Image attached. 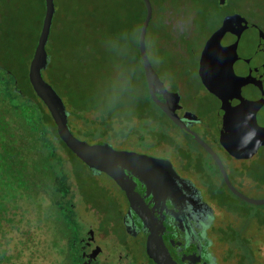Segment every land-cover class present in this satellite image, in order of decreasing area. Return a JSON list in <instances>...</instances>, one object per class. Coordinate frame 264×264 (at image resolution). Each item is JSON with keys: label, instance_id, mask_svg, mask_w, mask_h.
<instances>
[{"label": "flooded vegetation", "instance_id": "af4514ba", "mask_svg": "<svg viewBox=\"0 0 264 264\" xmlns=\"http://www.w3.org/2000/svg\"><path fill=\"white\" fill-rule=\"evenodd\" d=\"M158 1L162 3L158 5L157 0H149L152 7L151 20L154 22L152 27L157 32L153 34L150 43H147L145 38L146 55L149 60V51L155 49L158 54L167 56L171 65L182 76L189 72L186 67L190 59L187 46L193 41L194 29L203 28L205 16L208 18L213 13H220L226 7H231L234 2L203 0V6L200 8L194 5L196 0H190L194 3L192 6L183 4L184 6L172 8L169 6L171 2L182 4L186 3V0ZM244 9L252 16L251 21L235 12L223 14L218 26L202 42L193 60L195 61L193 85L183 86L180 80L175 82L169 78L165 79L158 74L149 60L169 95L167 99L161 94H157L156 97L167 105L172 115L177 118L178 125L153 105L163 116L164 122L176 129L189 146H176L167 139L171 136L164 131L160 135L146 136V138H164L152 144L149 149L128 152L164 161L174 173L171 175L169 187L165 191H149L147 196L144 189L130 178L134 193H137V197H134L130 203L124 192L109 178L120 194L121 208L118 207L114 193L101 190L110 197L111 202L113 201L112 207H115V210L119 208L117 232L120 231L122 235L129 237H139V244L145 251V242L149 234L147 231H142L137 216H147L153 222L161 223L162 240L176 264H213L207 260L208 256L214 259L211 250L212 240L207 237L208 240L203 241L202 235L215 228L214 213L211 205L201 196L202 187L192 179L195 174H199V170H202L203 157L211 161L221 183L226 189L227 187L215 160L207 149L217 156L233 187V181L239 183L245 178L241 168L247 170L258 154L264 153V97L248 99L243 95L238 96V93H242L237 88L239 81L235 82L233 79V74L236 77L238 74L239 78L247 72L256 75L264 64V27L259 25V20L264 17V8L255 4L250 8L244 5ZM159 14L162 15V23H159ZM233 17L243 19L246 23H227ZM223 27L225 29H222ZM235 42L237 45H233ZM235 59L244 60L245 63ZM206 85L211 86L215 93L210 92ZM249 89L256 94L264 95V80L259 79ZM230 173L235 175L233 180L230 178ZM97 199L105 208L108 206L101 195ZM94 204L99 203L94 202ZM130 204L133 210L130 209ZM106 209L95 212L102 216L106 214ZM103 219L99 222L103 232L98 233L103 237L102 239L107 237L105 231H108L109 225L111 228L117 227L115 221L103 223ZM203 226H205L204 230ZM111 233L115 239L118 238L114 235V231ZM89 235L81 246L84 249L82 258L87 260L84 264L94 263L101 255V251L96 246H92L95 244L93 233ZM124 254L129 256L130 261L126 260L122 263L120 260L115 264H132L130 253L124 252ZM112 255L110 252L108 257L111 258ZM138 264L154 263L146 255L145 262Z\"/></svg>", "mask_w": 264, "mask_h": 264}, {"label": "trees", "instance_id": "16d2710c", "mask_svg": "<svg viewBox=\"0 0 264 264\" xmlns=\"http://www.w3.org/2000/svg\"><path fill=\"white\" fill-rule=\"evenodd\" d=\"M186 2V5L194 4L190 0ZM53 3L55 13L45 47L49 65L42 76L63 100L67 126L72 134H76L77 138L93 140L129 138L130 130L133 137L139 138L162 134L164 127L162 133L158 134L150 130L156 116L147 115L139 119L135 115L130 116L126 109L123 111L127 112L124 118L117 114L124 104L142 111L148 110L150 104L158 111L150 101L145 80L142 99L132 92L139 65L142 70L138 38L145 17L143 1L53 0ZM157 3L160 5L162 2L157 0ZM180 5L169 4L172 8ZM44 10V0H0V38L5 44L14 36L18 44L23 42L22 39L26 42L34 32L32 41L26 46L29 56L24 67V83L15 70L9 68H13V64L9 67L0 66V189L6 190L11 185V188H19L26 194L33 183L48 185L55 205L61 212L62 231H71L74 235L77 221L69 217V203L64 202L71 189L77 190L81 201L91 205L92 210L104 211L105 207L97 198L93 202L99 204L91 203L87 193L89 186L84 182V174L79 168L86 169L85 165L58 138L47 109L28 82L27 68L40 33ZM159 16V23H162V15ZM153 23L151 20L146 32L147 43L157 32L153 31ZM31 29L33 32H30ZM157 114L161 115L159 111ZM7 120L12 121L24 137L19 138L20 141L24 140V151L29 155L31 152L38 155L31 167L27 162L20 161L23 168H16L18 163H14L16 158L13 156L16 151L9 144L20 142L8 133ZM134 121L136 128L130 129ZM118 125L121 126V132L118 131ZM59 151L63 156H56ZM66 167L70 170L66 171ZM21 178H25L27 184L23 185ZM72 242L74 237L66 250L67 264H81L76 258Z\"/></svg>", "mask_w": 264, "mask_h": 264}, {"label": "rangeland", "instance_id": "374dc122", "mask_svg": "<svg viewBox=\"0 0 264 264\" xmlns=\"http://www.w3.org/2000/svg\"><path fill=\"white\" fill-rule=\"evenodd\" d=\"M231 1L234 2L231 7H226L220 13H213L208 18H205V16V20H203L205 25L202 29H194L193 41L187 46L190 59H188L186 67L189 72L181 76V73L177 72L171 65L167 56L158 54L155 49L149 51V60L160 76L167 80L169 78L175 82L180 80L183 86L193 85L195 82V61H193L195 53L200 49L202 42L207 39L208 34L218 26L223 14L235 12V14L241 15L246 20H250L252 16L245 11L244 5L250 8L256 4L264 8V0ZM202 2L203 0H196L194 5L201 8L203 6ZM183 4L186 5L187 2L181 5ZM259 25L264 27V17L259 20ZM33 27L34 25L32 29ZM32 29L30 32H33ZM33 34L34 32L30 34L31 36H29L26 42L25 39H22L23 42L19 44L17 41L15 42V36L9 39L8 45L0 38V66L9 67L10 64H13V68H9L13 71L15 70L14 72L19 76L22 83H24L25 79V62L29 56V50L26 46L32 41ZM119 53L120 55L123 54L121 53V48H119ZM143 80L144 76L139 65L133 79L134 89L132 92L136 94V97L141 99L143 95L142 91H144ZM121 107L123 109L119 108L117 114H120L122 118L127 116V112H123L125 109L129 111L130 116L135 115L139 119L146 118L147 115L151 117L156 116L154 117L155 122L152 121L151 131L156 132V134H158L157 132L162 133L164 127V131H167L171 136V138H167L169 141H172L173 144L179 147L189 146V143L180 133L164 122L163 117L157 114L158 111L150 104L148 110L143 109V111L133 108L132 105L126 106L124 104ZM135 122L132 123L130 129L136 128ZM160 126L162 129L158 130ZM8 128V133L11 134L12 138H17V141L19 140L20 142L9 144L16 151V154L13 155L16 158L14 163H18V167L16 168H23V166H20V161L27 162L29 167H31L34 160L38 158V155L31 151V155H29L30 153L27 154L24 151L25 147L22 142L24 140L20 141L19 139L24 137L16 130L12 121H8ZM117 128L119 131L121 126L118 125ZM129 134V138H95L96 140L77 138L76 134L75 137L88 144L105 143L116 151L147 150L152 144L164 139L133 137L131 130ZM12 140L10 141L13 142ZM59 155L63 156V153L57 152L56 156ZM202 163V170H199V174H195L192 179L202 187L201 196L211 205L215 218V228L202 235L203 241H207V237H209L213 244L211 250L214 259L208 256V262L213 264H264V205H252L236 198L223 186L217 170L211 161L203 157ZM79 168L84 174V182L89 186L87 193L90 195L88 197L91 198V203L95 202H93L94 198H99L98 196L101 195L108 205L106 206L107 209L105 208L106 214L101 216V214L96 213V210H92L91 205L87 206V204L81 201L77 190L71 189L70 193L65 196L64 202L67 201L69 203V217L77 221L76 225H74L76 230H74V235H72L71 231H62L61 226L63 224L60 222L61 212L55 205L53 193L48 185L43 186L37 182L33 183L29 191L24 194L21 189L16 187L11 188L9 184L10 187L6 190L0 189V264H67L65 254L72 237H74V242L72 243H74L76 258L81 261V264L87 263V260L82 258L84 257L82 256L84 249L81 246L84 245L91 232L96 244L92 246H96L101 251V255L91 264H115V262L120 260L122 263L126 260L129 262V256H125L124 252L130 253L132 264L134 262L136 264L145 262L146 254L142 245L139 244V237H129L124 234L122 235L120 231H118L119 233L117 232V229H119V223H117L119 220V208L115 210V207L111 205L113 201L111 202L110 197L104 193H114L118 201V207H122L120 194L112 181L106 175H93L89 170L80 166ZM65 170L68 171L70 169L66 167ZM241 170L244 171L245 178H242L239 183L233 181L234 187L248 199L255 201L264 200V153L258 154L247 170L245 168H241ZM30 172L29 169L28 178H30ZM229 175L233 180L235 175L231 173ZM21 179L23 185L27 184L25 178ZM101 190H104V192ZM102 218H104L103 223L113 220L117 223L118 227L114 226L111 228V225H109L110 229L107 228L108 231H105L107 237L104 239L98 234L100 233L99 231L103 232V229L99 227V222ZM103 223L101 226H103ZM202 229L204 230L205 226ZM113 231L114 235L118 236L117 239L112 235L111 232ZM110 252L113 254L111 258L108 257Z\"/></svg>", "mask_w": 264, "mask_h": 264}, {"label": "water", "instance_id": "95a60500", "mask_svg": "<svg viewBox=\"0 0 264 264\" xmlns=\"http://www.w3.org/2000/svg\"><path fill=\"white\" fill-rule=\"evenodd\" d=\"M142 1L145 7V17L139 32L138 49L148 95L153 104L175 125H178L177 118L172 115V112L168 109L167 105L156 97L157 94H161L164 99H167L169 95L165 91L163 84L153 70L146 55L145 38L147 28L152 17V7L149 0ZM44 9L40 33L28 66L27 78L34 94L47 109L56 127L58 138L65 145V147L85 165L86 169L89 170L91 174H104L110 178L116 186L124 192L130 203L134 197H137V193H134L133 185L129 181L130 178L134 179L138 186L144 189L147 196H149V191L152 190L165 191L169 187L172 178L171 175L174 173L164 161L156 160L133 152L116 151L105 143L88 144L85 141L77 139L69 130L67 126V111L64 102L58 96L53 87L48 84L42 76V73L49 65V58L45 47L48 43L52 19L55 13L53 0H44ZM237 18L238 17H233L229 19L227 23H246L243 19ZM222 29H225V27ZM238 38L239 36H237V39ZM233 45H237V42ZM235 61L240 60L235 59ZM240 62L245 63L244 60H241ZM259 70L260 71L258 73L256 72V75H251L247 72L240 78L238 77V74L237 77L233 74L234 81H239L237 88H239V92H242L241 94L238 93V96L243 95L248 99H252L254 97L259 99L264 97V95L256 94L249 89L259 79L264 80V64L261 65ZM206 87L210 92L215 93V90H213L211 86L206 85ZM207 150L215 160L223 182L232 195L248 204L257 206L264 205V200H251L237 191L231 185L217 156L209 149ZM130 209L133 210L132 204H130ZM137 217L142 231H147L149 234L145 242V252L147 257L154 264H176V262L172 260L162 240V224L153 222L147 216L139 215Z\"/></svg>", "mask_w": 264, "mask_h": 264}]
</instances>
